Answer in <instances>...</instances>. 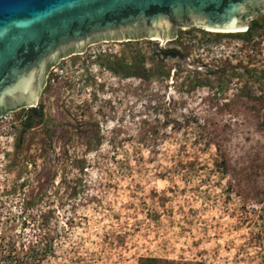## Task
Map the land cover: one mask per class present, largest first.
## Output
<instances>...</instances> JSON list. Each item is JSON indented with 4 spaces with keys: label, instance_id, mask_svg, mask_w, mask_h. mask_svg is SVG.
Instances as JSON below:
<instances>
[{
    "label": "rangeland",
    "instance_id": "374dc122",
    "mask_svg": "<svg viewBox=\"0 0 264 264\" xmlns=\"http://www.w3.org/2000/svg\"><path fill=\"white\" fill-rule=\"evenodd\" d=\"M59 60L0 122V264H264V11Z\"/></svg>",
    "mask_w": 264,
    "mask_h": 264
},
{
    "label": "water",
    "instance_id": "95a60500",
    "mask_svg": "<svg viewBox=\"0 0 264 264\" xmlns=\"http://www.w3.org/2000/svg\"><path fill=\"white\" fill-rule=\"evenodd\" d=\"M264 0H0V114L33 107L49 66L97 40L247 28Z\"/></svg>",
    "mask_w": 264,
    "mask_h": 264
},
{
    "label": "trees",
    "instance_id": "16d2710c",
    "mask_svg": "<svg viewBox=\"0 0 264 264\" xmlns=\"http://www.w3.org/2000/svg\"><path fill=\"white\" fill-rule=\"evenodd\" d=\"M160 52L164 55L166 54H172L175 52V50L173 49H162L160 48L159 49ZM119 72L125 76L127 75H131V74H134V67L131 66V65H119ZM27 112L28 114H26V117L23 121V127H22V131H24L25 129H27L29 127V124H30V121H29V118L31 117H37L39 119H41V109L38 108V109H35V107H28L27 108ZM22 142V136H20L18 139H17V142H16V145H15V148H18L19 145L21 144ZM39 260V257H36L35 255H33L32 257V261H33V264H37V261Z\"/></svg>",
    "mask_w": 264,
    "mask_h": 264
},
{
    "label": "built area",
    "instance_id": "2783aa9c",
    "mask_svg": "<svg viewBox=\"0 0 264 264\" xmlns=\"http://www.w3.org/2000/svg\"><path fill=\"white\" fill-rule=\"evenodd\" d=\"M62 60V59H60ZM60 60L58 62H56L55 64L49 66L48 70H47V75H50V80L52 81L54 79V77L60 73H62L65 69L64 65L60 62ZM24 108H28V107H24ZM15 109L13 110H6L4 112H2V114H0V122L3 123H7L8 125L10 123H15L16 122V116H15ZM26 117V114H22L20 119L24 121Z\"/></svg>",
    "mask_w": 264,
    "mask_h": 264
},
{
    "label": "bare ground",
    "instance_id": "6f19581e",
    "mask_svg": "<svg viewBox=\"0 0 264 264\" xmlns=\"http://www.w3.org/2000/svg\"><path fill=\"white\" fill-rule=\"evenodd\" d=\"M205 29H208V28H205ZM209 31H217V32H237V31H243V30H245V28H243V29H238V30H215V29H208ZM152 39H155V40H158V41H160V39H158V38H152ZM167 39V38H166ZM166 39H164L161 43L163 44L164 42H165V40Z\"/></svg>",
    "mask_w": 264,
    "mask_h": 264
}]
</instances>
